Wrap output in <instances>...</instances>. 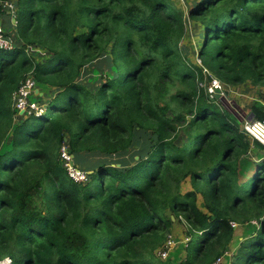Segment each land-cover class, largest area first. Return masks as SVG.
Here are the masks:
<instances>
[{
  "label": "trees",
  "instance_id": "16d2710c",
  "mask_svg": "<svg viewBox=\"0 0 264 264\" xmlns=\"http://www.w3.org/2000/svg\"><path fill=\"white\" fill-rule=\"evenodd\" d=\"M12 1L17 43L0 50V259L171 264L155 257L182 217L179 264H214L233 225L253 220L231 264H264V157L242 170V122L202 86L203 69L226 85H264V0H199L186 15L172 0ZM190 22L203 35L196 65L180 49ZM38 52L50 58L36 63ZM29 73L53 97L42 116L15 117L12 96ZM256 104L250 114L264 121ZM64 143L74 157L108 159L76 184Z\"/></svg>",
  "mask_w": 264,
  "mask_h": 264
},
{
  "label": "rangeland",
  "instance_id": "374dc122",
  "mask_svg": "<svg viewBox=\"0 0 264 264\" xmlns=\"http://www.w3.org/2000/svg\"><path fill=\"white\" fill-rule=\"evenodd\" d=\"M173 1L174 3L177 2L176 7H179V9L182 10L185 15L187 13V9L192 5V3L196 2L195 0H185V3L183 4L182 1L184 2V0H173ZM11 2L13 3L12 0ZM6 8H8V6ZM0 9L2 11L5 10V9H2L1 6H0ZM7 14L10 15L11 13H7ZM10 16H13V15H10ZM8 18H9L8 15L1 14L0 20L2 21H0V23H1V27L3 28L4 32H8V34L9 33L12 34L15 28L13 27L14 24H10L8 22ZM198 30H199L198 24L190 22L189 26L187 25L185 36L180 43L181 53L184 56L188 57L186 59L192 65L193 64L196 65V63H199L197 62L198 60H197L196 52L199 48V45L201 44V41L203 40V35L199 36L200 34ZM84 31L85 30L83 29V30H80L79 32H84ZM13 37L15 41L17 42L16 36L13 35ZM38 53L41 57L39 56V57L34 58L36 63H39V64L43 63L47 59L50 58L47 52L44 53L45 55L40 52ZM105 69H106V66L102 65V69L99 70V73H103ZM208 79L209 77L208 75H206L205 83L208 81ZM92 81L93 80L91 78V80L85 82V84L90 85V83L92 84ZM221 84H222V89H223V96L222 95L220 96L221 102H222V104L221 103L220 104L223 105V107H226L228 110L231 109V110L236 111L238 115L240 114L239 116L240 118L241 116L250 115L251 113L250 111L252 107L256 105L259 106V104H256V101H258L260 103V106L264 108V85H261V86L254 85L248 81L244 82L243 84L236 85V86H230V85H226L223 83ZM37 87H39L38 89L40 90L38 97L43 96L41 100L38 99L39 101L46 102L48 101L49 98L53 97L48 88L45 89L38 85ZM40 88L43 91L46 90L47 93L43 95L42 90ZM176 137H177L176 139L177 145L181 146L185 143L183 132L178 134ZM249 141L251 145H250V149L248 153L244 157V161H243L244 164L241 165L242 170L245 169L244 166L246 162L249 163L248 166L252 167L253 164H257L264 157V149L256 147L255 143H252L253 141L251 139H249ZM103 159H108V158H105L103 156L100 157L93 153L91 154L81 153V154H77L75 157L73 156L74 164L79 169L88 172L89 175L91 174V172H93L91 169H94V168L97 169V162L102 161ZM115 160H119V158L114 157L110 159V161H115ZM251 174L252 173L245 174L244 176H242V178H244L245 180L249 179ZM242 178L241 180H244ZM94 185H95V182L93 180L92 186ZM191 189L192 188H191L190 181L189 179H186L183 183H181L180 193L184 194L185 192L190 191ZM197 199H198L197 200L198 207L201 209V211H205L200 206L203 202L202 198L198 196ZM172 219H173V224L170 226L168 233H167L171 241V245H170L171 251L168 253L167 258H165L164 260L160 259V257L157 255L161 261L157 258L156 253H155V256H156L155 258L158 263H161L163 261L170 259L171 264H179L181 261L185 259V255H186L185 247L188 244V239L186 237H188V233L190 229L182 217H179V219L177 220H174V218ZM258 227H259V224L255 220L251 221L249 224L244 225L243 227L237 224H234L233 225V228L235 229L234 238L232 242L230 243V245L228 246V251L224 253L225 255L222 256V258L219 260V262H217V264H231L233 262L234 255L238 248L239 242L245 238V235L248 236L250 233L257 231Z\"/></svg>",
  "mask_w": 264,
  "mask_h": 264
},
{
  "label": "built area",
  "instance_id": "2783aa9c",
  "mask_svg": "<svg viewBox=\"0 0 264 264\" xmlns=\"http://www.w3.org/2000/svg\"><path fill=\"white\" fill-rule=\"evenodd\" d=\"M0 3L2 9H5L4 12L11 13L10 15H13L16 11V8L11 1H0ZM7 6L8 8H6ZM15 47L16 43L14 42L13 38L6 32H4L0 24V50L10 51ZM203 74L208 75L209 77L208 81L204 85H202L206 91L207 96L210 99L215 98L216 95L223 96L221 82L212 77L206 69H203ZM39 92L40 90L38 89L34 78L32 77L31 73H29L12 96V107L16 112L15 117H40L45 113L46 103L37 99V97L39 96ZM20 113H22V115ZM241 127L243 133L249 139H251L253 142L256 141L264 149V121H257L255 119H253L252 121L243 120ZM67 146L68 145L66 143L61 146L60 160L68 178L76 184L87 183L89 180V173L79 169L74 164L73 156L69 153ZM187 239L189 241V238ZM170 245L171 241L168 236L167 241L157 253L160 259L164 260L165 258H167L168 253L171 251ZM221 258H219L214 264H217V262H219ZM0 264H12V261L7 256L0 259Z\"/></svg>",
  "mask_w": 264,
  "mask_h": 264
},
{
  "label": "water",
  "instance_id": "95a60500",
  "mask_svg": "<svg viewBox=\"0 0 264 264\" xmlns=\"http://www.w3.org/2000/svg\"><path fill=\"white\" fill-rule=\"evenodd\" d=\"M0 6H1V4H0ZM13 22H15L14 21V19H13ZM1 24V23H0ZM216 99H220V96L219 95H216V97H215ZM231 113H232V115L235 117V118H237L238 119V121L241 123L243 120H246V121H252L253 119H254V116L252 115V114H250V115H245V116H241V118L239 117L240 116V114L238 115V113L236 112V111H234V110H229ZM21 115H22V113H20ZM239 117V118H238Z\"/></svg>",
  "mask_w": 264,
  "mask_h": 264
},
{
  "label": "crops",
  "instance_id": "0c3cea01",
  "mask_svg": "<svg viewBox=\"0 0 264 264\" xmlns=\"http://www.w3.org/2000/svg\"><path fill=\"white\" fill-rule=\"evenodd\" d=\"M172 1H173V0H172ZM195 1H199V0H195ZM173 2H174V1H173ZM182 3L184 4V3H185V0H184V2L182 1ZM2 14H4V15H8V16H9V18H8V22L11 23V24H14V22H13V17H12V16H10L9 14H7L6 12H3ZM0 21H2V20H0ZM14 32H15V30H14ZM14 32H12V34H11V33L8 34V32H6V33H7L9 36H11V37L13 38V40H14L15 43H17V42L15 41L14 37H13V35H15ZM22 117H23V116H22ZM24 118H27V117H24Z\"/></svg>",
  "mask_w": 264,
  "mask_h": 264
}]
</instances>
